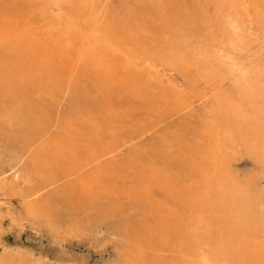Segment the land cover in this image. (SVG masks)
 <instances>
[{
	"label": "bare ground",
	"instance_id": "bare-ground-1",
	"mask_svg": "<svg viewBox=\"0 0 264 264\" xmlns=\"http://www.w3.org/2000/svg\"><path fill=\"white\" fill-rule=\"evenodd\" d=\"M0 184L115 264H264V0H0Z\"/></svg>",
	"mask_w": 264,
	"mask_h": 264
},
{
	"label": "rangeland",
	"instance_id": "rangeland-1",
	"mask_svg": "<svg viewBox=\"0 0 264 264\" xmlns=\"http://www.w3.org/2000/svg\"><path fill=\"white\" fill-rule=\"evenodd\" d=\"M182 121L183 120H180V122H182ZM173 122H176V121H173ZM173 122H170L168 124L170 129H167L165 127L166 130H164V131H168L167 133L168 134L170 133V135H172L173 133H171V132L176 129L174 127V125H176V124H174ZM178 124L182 125L183 123H178ZM182 127H184V126H182ZM23 132H24V130L19 129V127H18V135L22 136ZM13 136H14V134L11 131L9 137H13ZM172 137H174V136H172ZM158 139H159V137L157 135H155L154 138L147 139L148 141H145L146 143L143 142L142 145L143 146L145 145L147 147V149L149 148L148 151L151 154V152H153V150H154L153 149L154 145L157 143ZM176 147L177 146H175V149H176ZM166 159L168 160L171 158H166ZM252 167H253V164L250 162V160L244 159L242 162H240L238 169H239L240 174L243 175V174H247L251 170ZM6 176H8V178L10 177L9 179H7L8 181L6 182V184L12 185V183H13L12 181L14 180V178H13L14 174L11 175V172H9L6 174ZM3 184H0V185H3ZM7 201L8 202H6V204L3 205L4 207L0 208V226L3 230L4 229L6 230V232H3V230L0 228L1 229L0 230V251L1 252L5 246L10 248V249H13V250L21 248V249H23V251H25V250L30 251L31 254H33V256L34 255L36 256V257L34 256L35 258H43V257L46 258L47 257L46 259L48 260V262L50 264H60L61 261L62 262L64 261V264H68L69 262H70L69 264H80V262L82 264H115V262H117V259L120 258V257L117 258L119 254L113 248L112 241L104 238L105 233H104V235L103 234L101 235L102 238L100 236V240L92 242L91 239H88V238H82V240H79V239H81L80 237L69 235L68 233H66L64 231V229H62V230L54 229V228L51 229V227L48 224H47L48 226L46 224L40 225V226L36 225V224L30 225L29 223L21 225V223H19L18 221L10 220V216L8 215V213H10L12 211H15V212L20 211L21 206H22V202L19 199H16L14 197H10ZM7 222H10V223H7ZM12 222L14 224H12ZM12 225L14 227H12ZM101 239H104L103 240L104 242ZM61 241H62V243H59ZM94 242H97V243H94ZM20 243H22V244H20ZM101 246H103V247H101ZM110 249L111 250L114 249V250L111 251ZM97 250L99 252H97ZM60 254H62L63 257L60 258L59 257ZM112 257H114V258H112ZM77 261H78V263H76ZM0 264H2V263H0Z\"/></svg>",
	"mask_w": 264,
	"mask_h": 264
}]
</instances>
